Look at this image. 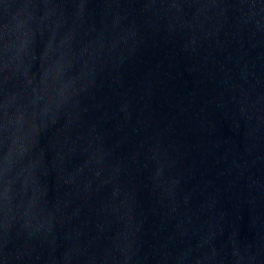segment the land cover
<instances>
[{"label": "water", "instance_id": "95a60500", "mask_svg": "<svg viewBox=\"0 0 264 264\" xmlns=\"http://www.w3.org/2000/svg\"><path fill=\"white\" fill-rule=\"evenodd\" d=\"M0 264H264V0H0Z\"/></svg>", "mask_w": 264, "mask_h": 264}]
</instances>
